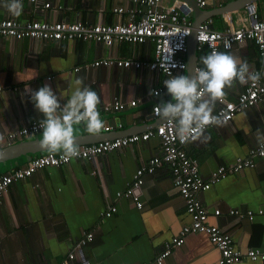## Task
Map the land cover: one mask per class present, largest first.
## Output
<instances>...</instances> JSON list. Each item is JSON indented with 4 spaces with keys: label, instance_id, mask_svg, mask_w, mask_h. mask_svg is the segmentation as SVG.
Segmentation results:
<instances>
[{
    "label": "crops",
    "instance_id": "obj_1",
    "mask_svg": "<svg viewBox=\"0 0 264 264\" xmlns=\"http://www.w3.org/2000/svg\"><path fill=\"white\" fill-rule=\"evenodd\" d=\"M175 1L189 5L192 2L161 0V3L166 7ZM46 2L50 3L49 7L44 6ZM22 4L19 16L0 6V19L112 24L126 20V14L117 15L114 8L130 5L127 0H37L35 4L22 0ZM251 4L258 17L264 18V0H208L201 8L204 12L195 11L191 6L185 11L191 23L195 18L211 19L213 29L224 30L229 26L225 14L231 17L230 25L234 28L252 22L248 10ZM196 52L197 61L208 54L205 47ZM220 52L246 60L249 70H258L264 82V56L252 41L237 43L230 50ZM103 58H129L143 64L138 68L92 65ZM153 58L154 48L149 40L107 47L92 40L0 36V134L42 119L29 99L28 89L37 90L48 84L63 104L77 77L99 96L98 109L104 125L115 126L109 132L101 130L100 133H90L82 125L75 126L77 145L153 129L162 120L152 116V106L160 100L171 99L163 85L164 74L150 70L147 65ZM181 74L187 75L185 69L177 75ZM245 85L236 82L233 87L225 88L224 98L236 100ZM156 87H161L162 92L159 96H150L149 89ZM114 98L124 102V108L104 111L102 107ZM130 100H136V104L130 105ZM219 106L217 102L214 112ZM118 123L121 127H116ZM257 129L264 131V100L241 108L224 126L208 127L207 142L196 140L184 148L198 163L199 174L209 179L219 166H228L248 156L250 149L257 146L253 138ZM40 132L0 147V174L11 172L45 153L38 143ZM160 154V141L152 137L90 160L76 159L61 166L45 167L10 184L0 199V264H60L70 251L76 258L68 264H82L83 259L91 264L154 261L182 226L191 222L184 199L173 184L170 166L163 164L153 172H143V182L137 191L142 207L138 208L130 197H118L116 193L124 192L136 170ZM253 159V167L229 173L197 194L207 212L208 224L226 231L243 253L252 247L264 248V156ZM111 205L116 211L102 219L103 212ZM216 210L220 213L215 214ZM248 211L253 212L252 219L246 214ZM89 231L93 233L92 240L80 245L82 234ZM218 258L219 251L207 234L191 232L183 244L172 248L163 264H215ZM236 264L264 262L243 257Z\"/></svg>",
    "mask_w": 264,
    "mask_h": 264
},
{
    "label": "built area",
    "instance_id": "obj_2",
    "mask_svg": "<svg viewBox=\"0 0 264 264\" xmlns=\"http://www.w3.org/2000/svg\"><path fill=\"white\" fill-rule=\"evenodd\" d=\"M28 1L33 4L37 2V0ZM193 1L202 8L207 5L208 0ZM127 2L130 4L128 7L119 6L114 8V12L117 15L126 14L125 21H117L112 24H89L81 21L48 22L36 19L21 21L10 17L0 19V36L16 39L31 37L55 41L92 40L101 42L107 47L120 42L140 44L149 40L152 42L154 48V58L147 63L150 70L161 72L166 79L169 78V73L177 75L178 72L184 70L186 68L187 39L192 30V23L188 19V12L185 11V9L190 10L189 4L183 1H175L164 7L161 0H127ZM44 6L49 7L50 3L46 2ZM248 10L253 21L248 25L238 28L230 25L231 17L228 14H225L224 18L229 23V26L224 30L213 29L211 27V19L202 21L196 27V50L200 51L205 47L208 53L214 50L228 51L235 44L250 40L257 46L259 54L264 56V18L258 17L253 4L248 7ZM142 64L140 61L129 58H103L92 63L94 66L105 65L125 68L130 66L138 68ZM198 67H202V62L196 68ZM253 71L259 72L258 70ZM154 89L159 93L162 92L161 87ZM262 100H264V82L260 79L257 83H247L237 95L236 100L223 98L222 101H219L220 106L213 114L222 115L226 123H228L241 108L251 106ZM128 103L135 105L136 100H130ZM124 106V102L118 98H114L111 103L104 105L102 108L108 112L121 110ZM152 116L157 118L153 115V112ZM116 127H121V123H118ZM114 128L115 126L107 124L104 125L102 131L109 132ZM40 131L38 121H34L28 126L8 132L7 134H0V137H2L0 139V147L10 145L15 140L35 135ZM152 137L159 139L161 154L153 156L144 166L138 168L134 174L133 181L125 191L118 192L116 195L118 197H130L138 208L142 207L140 195L137 192L143 182L141 175L144 171L153 172L156 167L168 164L172 171L173 184L184 199L191 222L182 226L179 234L173 236L166 243L165 249L157 255L154 261L141 264H163L164 258L171 253L172 248L183 244L185 236L191 232H202L208 235L210 241L219 251V258L215 264H236L243 257L264 262V248L252 247L243 253L235 247L231 236L226 231L217 225L208 224L207 212L197 197L199 191L208 190L214 183L219 182L229 173L253 167V158L255 156L263 157L264 148L257 145L250 149L247 157L243 159L238 158L228 166H219L212 172L209 179H204L199 174L198 163L188 156L184 148L188 143H182L175 136L172 126L166 124L164 121L153 129L141 133L77 145L80 155L69 160H65L60 154L51 155L45 152L37 155L25 165L11 172L0 174V199L5 196L10 184L31 176L39 169L50 166H61L76 159L90 160L100 154L109 153L136 142H144ZM116 209L114 205H111L108 210L103 212L102 219L110 217ZM230 212L238 213L237 210H231ZM219 213V210L215 211V214ZM246 214L249 219H252V211H248ZM92 238L93 233L91 231L84 232L79 239L80 245L87 244ZM80 247L79 253H81ZM75 258V253L70 251L67 259L60 264H68V261L75 260ZM82 264L91 263L83 259Z\"/></svg>",
    "mask_w": 264,
    "mask_h": 264
},
{
    "label": "clouds",
    "instance_id": "obj_3",
    "mask_svg": "<svg viewBox=\"0 0 264 264\" xmlns=\"http://www.w3.org/2000/svg\"><path fill=\"white\" fill-rule=\"evenodd\" d=\"M0 6L9 13L19 16L23 9L22 0H0ZM202 67L194 68L187 75H172L163 81L169 101L160 100L153 106V115L172 126L175 136L182 143L199 140L204 143L210 138L205 135L209 125L224 126L222 115H214L217 102L225 97V88L234 83L244 85L257 83L261 73L250 71L246 60L229 52L211 51L201 56ZM29 99L42 119L38 121L41 130L39 147L51 154H60L65 160L80 155L76 144L75 126L82 125L90 133H100L104 127L98 105L100 98L95 91L84 85L77 77L69 98L61 104L48 84L37 90L28 89ZM150 96H159L155 89H149ZM257 145L264 148V131L254 134ZM2 139V137H0Z\"/></svg>",
    "mask_w": 264,
    "mask_h": 264
},
{
    "label": "water",
    "instance_id": "obj_4",
    "mask_svg": "<svg viewBox=\"0 0 264 264\" xmlns=\"http://www.w3.org/2000/svg\"><path fill=\"white\" fill-rule=\"evenodd\" d=\"M194 4L195 1L191 0ZM192 2H190L193 10H198L200 12H204L197 4L194 5L192 4ZM194 7H196L194 9ZM202 20H197V18L194 19V21L192 22V30H191V34L189 35L188 39H187V51H186V68L185 71L187 74H190L191 71L197 67L198 64H200V61H197V52H196V27L203 21ZM13 145L9 146L12 147ZM15 146V145H14Z\"/></svg>",
    "mask_w": 264,
    "mask_h": 264
}]
</instances>
